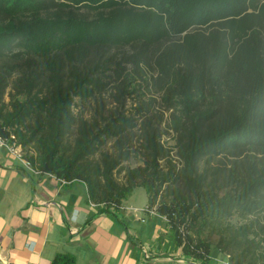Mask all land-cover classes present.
<instances>
[{"label":"trees","instance_id":"trees-1","mask_svg":"<svg viewBox=\"0 0 264 264\" xmlns=\"http://www.w3.org/2000/svg\"><path fill=\"white\" fill-rule=\"evenodd\" d=\"M11 134L32 170L82 183L98 215L144 189L185 260L264 264V0H0Z\"/></svg>","mask_w":264,"mask_h":264},{"label":"crops","instance_id":"crops-1","mask_svg":"<svg viewBox=\"0 0 264 264\" xmlns=\"http://www.w3.org/2000/svg\"><path fill=\"white\" fill-rule=\"evenodd\" d=\"M90 205L82 183L36 174L0 149V264H51L57 255L75 264H136L141 255L124 240L128 215H98ZM150 249H143L150 264H196L179 249L169 248V257Z\"/></svg>","mask_w":264,"mask_h":264},{"label":"rangeland","instance_id":"rangeland-1","mask_svg":"<svg viewBox=\"0 0 264 264\" xmlns=\"http://www.w3.org/2000/svg\"><path fill=\"white\" fill-rule=\"evenodd\" d=\"M127 52L125 49L122 52H116V55H121ZM94 106V101L90 100L88 102H79L76 101L74 112L75 114H83L84 117H89L92 112ZM108 106L111 108L113 104H111V100L108 99ZM134 108V103L131 100H127L126 109L127 111ZM168 118V113L164 114V123L162 124V129H164L165 121ZM165 145L170 146L173 145V141L164 138L163 139ZM102 152H113V142H108L103 148ZM139 165L138 160H131L128 163H125L123 167H136ZM116 179L118 182L122 183L123 173L116 174ZM147 204V196L142 188H136L132 195L128 197V199L123 203L122 213L128 215V219L126 222V231L124 233V240L135 248L137 253L141 255L136 262V264H150L148 261L144 259L146 254L143 249L147 252L151 251V247L153 251L156 248H159L162 253L166 254L167 257L172 255V251L169 250V246H167V233L164 229V221L161 220L157 215L156 217H151L143 212ZM163 225V227H162ZM144 247V248H143ZM169 250V251H168ZM214 264H230L226 256L219 255L217 253H213L212 255ZM188 262L190 260H187ZM170 262V261H169ZM168 264H175L174 262Z\"/></svg>","mask_w":264,"mask_h":264},{"label":"built area","instance_id":"built-area-1","mask_svg":"<svg viewBox=\"0 0 264 264\" xmlns=\"http://www.w3.org/2000/svg\"><path fill=\"white\" fill-rule=\"evenodd\" d=\"M0 149H3L9 155H11L12 157L16 158L17 160L23 162L27 167H29L31 169L29 164L26 163L25 160L23 159L22 148L18 145L16 138L12 134L8 137H4V136L0 135ZM33 171L36 174L39 173L35 170H33ZM90 206L94 207V208L97 207L94 204H91ZM121 210H123V208ZM143 212L149 216H156L155 211L149 210V209H147V207H145V209H143Z\"/></svg>","mask_w":264,"mask_h":264}]
</instances>
